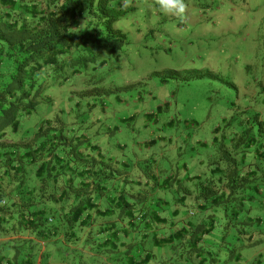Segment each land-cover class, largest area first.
<instances>
[{"label": "trees", "instance_id": "1", "mask_svg": "<svg viewBox=\"0 0 264 264\" xmlns=\"http://www.w3.org/2000/svg\"><path fill=\"white\" fill-rule=\"evenodd\" d=\"M132 11L0 0V264H241L255 244L262 220L246 205L264 185L263 113L225 118L199 174L104 150L119 127L103 130L96 85Z\"/></svg>", "mask_w": 264, "mask_h": 264}, {"label": "rangeland", "instance_id": "2", "mask_svg": "<svg viewBox=\"0 0 264 264\" xmlns=\"http://www.w3.org/2000/svg\"><path fill=\"white\" fill-rule=\"evenodd\" d=\"M185 3L180 19L162 13L156 0H124V10L133 11L115 28L127 41L96 85L104 92L95 113L103 130L119 127L103 142L107 153L146 157L168 172L185 163L199 174L206 168L198 162L214 153V130L225 118L238 107L264 114V0ZM246 207L262 222L249 227L255 244L241 264L257 258L264 264V185Z\"/></svg>", "mask_w": 264, "mask_h": 264}, {"label": "clouds", "instance_id": "3", "mask_svg": "<svg viewBox=\"0 0 264 264\" xmlns=\"http://www.w3.org/2000/svg\"><path fill=\"white\" fill-rule=\"evenodd\" d=\"M156 3L164 14H170L180 19L186 15L185 0H156Z\"/></svg>", "mask_w": 264, "mask_h": 264}]
</instances>
